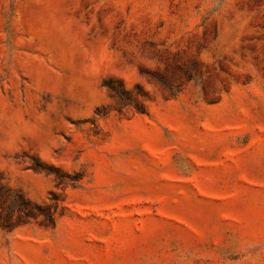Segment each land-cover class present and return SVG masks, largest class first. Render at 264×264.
<instances>
[{
  "label": "rangeland",
  "instance_id": "obj_1",
  "mask_svg": "<svg viewBox=\"0 0 264 264\" xmlns=\"http://www.w3.org/2000/svg\"><path fill=\"white\" fill-rule=\"evenodd\" d=\"M0 173V264H264V0H0Z\"/></svg>",
  "mask_w": 264,
  "mask_h": 264
},
{
  "label": "trees",
  "instance_id": "obj_2",
  "mask_svg": "<svg viewBox=\"0 0 264 264\" xmlns=\"http://www.w3.org/2000/svg\"><path fill=\"white\" fill-rule=\"evenodd\" d=\"M137 112L143 113V109L135 107ZM56 206L42 205L28 199L18 188L9 186L0 173V229L11 231L18 225L31 223L32 221L45 227H53ZM44 220L37 222L39 217Z\"/></svg>",
  "mask_w": 264,
  "mask_h": 264
}]
</instances>
